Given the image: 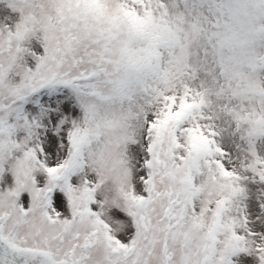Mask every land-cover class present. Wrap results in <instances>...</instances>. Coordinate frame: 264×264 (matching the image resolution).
<instances>
[{"label":"snow or ice","instance_id":"snow-or-ice-1","mask_svg":"<svg viewBox=\"0 0 264 264\" xmlns=\"http://www.w3.org/2000/svg\"><path fill=\"white\" fill-rule=\"evenodd\" d=\"M0 264H264V0H0Z\"/></svg>","mask_w":264,"mask_h":264}]
</instances>
